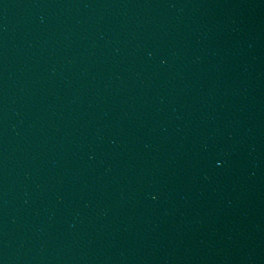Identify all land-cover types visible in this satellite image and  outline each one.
I'll return each instance as SVG.
<instances>
[{
	"label": "water",
	"instance_id": "1",
	"mask_svg": "<svg viewBox=\"0 0 264 264\" xmlns=\"http://www.w3.org/2000/svg\"><path fill=\"white\" fill-rule=\"evenodd\" d=\"M0 264H264V0H0Z\"/></svg>",
	"mask_w": 264,
	"mask_h": 264
}]
</instances>
